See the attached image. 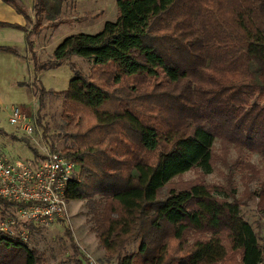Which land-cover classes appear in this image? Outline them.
<instances>
[{
    "label": "trees",
    "instance_id": "trees-1",
    "mask_svg": "<svg viewBox=\"0 0 264 264\" xmlns=\"http://www.w3.org/2000/svg\"><path fill=\"white\" fill-rule=\"evenodd\" d=\"M3 1L31 22L18 0ZM116 2L117 19L102 31L67 36L51 60H33L35 71L72 56L114 70L101 83L99 70L88 77L72 65L68 89L55 93L63 100V136L73 144L61 154L81 170L67 200L91 205V231L108 263L264 264V241L244 219L242 201L222 186L174 184L192 170L211 173L218 142L223 160L235 150L242 178L256 182L247 198L259 199L264 216V0ZM65 3L33 0L32 32L0 27L24 31L33 53L32 36L43 21L58 27ZM136 80L144 83L136 87ZM45 93L39 90V123ZM246 155H258L262 166ZM131 240L140 243L129 253ZM42 261L37 250L0 233V264Z\"/></svg>",
    "mask_w": 264,
    "mask_h": 264
},
{
    "label": "rangeland",
    "instance_id": "rangeland-1",
    "mask_svg": "<svg viewBox=\"0 0 264 264\" xmlns=\"http://www.w3.org/2000/svg\"><path fill=\"white\" fill-rule=\"evenodd\" d=\"M117 0H66L63 12L62 23L56 27H45L46 21L39 33L32 36L33 53H29L31 62L32 78L28 82V90L31 98L24 101L25 95L18 90L9 92L4 90V104L0 107V154L12 160H23L33 164L35 159L43 155L44 150L60 152L66 147L73 146L72 142L63 136L64 122L62 120V98L55 93L66 91L69 83L74 77V68L82 75L91 77L95 71L99 80L108 81L114 73L110 67L97 68L95 65L78 56H72L63 65L56 68H47L35 71L34 61L43 63L53 58L56 48L67 36L79 33L97 34L103 30L106 22H114L117 19ZM31 22L26 27L29 32L34 31L36 20L34 12L31 13ZM36 59V60H35ZM7 76V75H6ZM106 81V82H107ZM156 86L160 80L153 81ZM144 82L136 80L138 87ZM157 87V86H156ZM44 88L47 93L44 95V106L40 111V123L38 122L39 111V90ZM151 91V90H149ZM19 105L30 118L33 133L26 134L18 127L10 124L11 108ZM27 141V142H25ZM35 150L37 154L34 153ZM215 156L212 172L203 174L200 170L189 171L174 180L177 188H186L195 183H202L206 186H222L237 200L242 201V215L257 232L260 240L264 241V216L258 208V198L247 197L249 189H257L255 181L250 182L245 177L240 167L237 166V154L231 150L227 155V161L223 160L221 146L215 144ZM251 164L261 167L262 161L258 155H246L245 159ZM244 159V158H243ZM239 160H241L239 158ZM232 166V170L227 164ZM81 170L78 166L76 177H79ZM230 177V180L228 178ZM250 180V179H249ZM216 195L224 197L223 194ZM225 198V197H224ZM96 197L94 200H98ZM228 200L232 198L228 196ZM68 216L51 229H38L31 237L28 248L37 250L42 258V264H115L105 261V250L99 244L94 232L91 231V205L87 200L68 201ZM72 232L74 241L78 246L75 250L72 242L66 234ZM196 236L188 237L192 242ZM139 241H129L126 252H135L139 247ZM189 244V243H188ZM180 255V254H177Z\"/></svg>",
    "mask_w": 264,
    "mask_h": 264
},
{
    "label": "built area",
    "instance_id": "built-area-1",
    "mask_svg": "<svg viewBox=\"0 0 264 264\" xmlns=\"http://www.w3.org/2000/svg\"><path fill=\"white\" fill-rule=\"evenodd\" d=\"M10 124L33 133L30 118L11 108ZM77 164L60 152L44 150L33 164L0 154V233L30 244L33 230L51 229L67 218V190Z\"/></svg>",
    "mask_w": 264,
    "mask_h": 264
},
{
    "label": "crops",
    "instance_id": "crops-1",
    "mask_svg": "<svg viewBox=\"0 0 264 264\" xmlns=\"http://www.w3.org/2000/svg\"><path fill=\"white\" fill-rule=\"evenodd\" d=\"M18 2L25 7L31 17L33 0H18ZM0 22L20 26H26L29 23L11 4H7L3 0H0ZM0 46L12 47L17 51L16 53L0 51V107H3L5 101L4 90L12 92L16 89L21 95H25L24 101H27L28 97L31 98L29 87L20 85V83L28 84L32 78L30 49L26 33L13 27H0Z\"/></svg>",
    "mask_w": 264,
    "mask_h": 264
}]
</instances>
